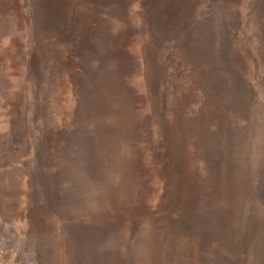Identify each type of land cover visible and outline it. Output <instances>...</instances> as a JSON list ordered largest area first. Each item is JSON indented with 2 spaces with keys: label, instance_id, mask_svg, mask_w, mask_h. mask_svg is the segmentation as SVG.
I'll return each instance as SVG.
<instances>
[{
  "label": "rangeland",
  "instance_id": "rangeland-1",
  "mask_svg": "<svg viewBox=\"0 0 264 264\" xmlns=\"http://www.w3.org/2000/svg\"><path fill=\"white\" fill-rule=\"evenodd\" d=\"M163 133L156 225L101 156ZM263 230L264 0H0V264H264Z\"/></svg>",
  "mask_w": 264,
  "mask_h": 264
},
{
  "label": "trees",
  "instance_id": "trees-1",
  "mask_svg": "<svg viewBox=\"0 0 264 264\" xmlns=\"http://www.w3.org/2000/svg\"><path fill=\"white\" fill-rule=\"evenodd\" d=\"M110 120L111 119H102V121L105 123L107 127L109 125L108 123ZM173 122L174 120H172L167 127L174 128L175 124H173ZM129 131L135 132L134 133L135 137L138 136L139 134L140 135L143 134L141 133L142 131L140 128L134 127L132 129H129ZM136 138L134 139L135 141H131L132 143L126 142L124 143V145H120V149L123 153V158L121 159L122 163L119 165L120 167H118V165L116 166V168L114 167V165L112 164V161L114 159L112 158L110 152H107L106 154L101 156V160L102 162H104L103 164H101V168L103 172H109V173L115 172V174L117 173L119 177L118 178L119 181L120 180L129 181L130 179H134L136 182H138V184H141L142 182V187L131 189L130 194L133 196L134 198L133 200H135L134 202L136 203V207L142 209L143 211H147L143 199L148 191V187L146 185V182L148 181V177H147L148 174L151 173L153 176H155L158 180L162 182L163 194H162L161 204L157 206L152 212H150L153 222L155 221L156 222L155 224L157 225L159 222H162L163 220L174 218L173 214H170V212H168L165 207V202L168 201V197L166 196L167 192L169 191V189H172L171 186L172 181L170 176H171V167L173 164L170 163L168 158V152L166 147L167 146L166 144H168L167 143L168 139L167 140L165 139V135L163 133V135H160L159 140L151 141L150 143L151 148L155 149V150L153 149L154 155H151L150 161H147L145 163V160L143 159L144 148H141V143H140L141 141H138ZM121 166H124V168H122ZM192 169L194 172L200 171V169L196 166L194 167L192 166ZM84 173H85V178L89 179L90 182L99 181L97 177L100 176V173H95V171L92 174L89 171H86ZM101 192H103L104 194V191ZM108 208L109 210H112L111 206H108ZM239 257L243 262L250 260L253 261V264L255 263L257 264L259 256L258 254L256 255L252 252L248 253L247 251H240Z\"/></svg>",
  "mask_w": 264,
  "mask_h": 264
}]
</instances>
